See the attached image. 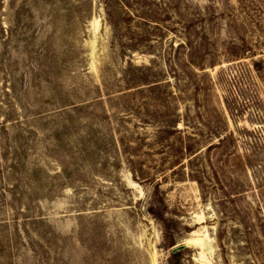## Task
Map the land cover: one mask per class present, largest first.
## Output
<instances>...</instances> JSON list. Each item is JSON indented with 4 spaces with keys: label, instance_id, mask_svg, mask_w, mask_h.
<instances>
[{
    "label": "rangeland",
    "instance_id": "rangeland-1",
    "mask_svg": "<svg viewBox=\"0 0 264 264\" xmlns=\"http://www.w3.org/2000/svg\"><path fill=\"white\" fill-rule=\"evenodd\" d=\"M183 242L264 264V0H0V264Z\"/></svg>",
    "mask_w": 264,
    "mask_h": 264
},
{
    "label": "water",
    "instance_id": "water-1",
    "mask_svg": "<svg viewBox=\"0 0 264 264\" xmlns=\"http://www.w3.org/2000/svg\"><path fill=\"white\" fill-rule=\"evenodd\" d=\"M192 247H200L201 251L202 252H205L207 250V247L206 245L204 244H196V243H186V242H183L181 245H178V246H175L174 248H172L170 250V253L171 254H176V253H179L183 250H186V249H189V248H192Z\"/></svg>",
    "mask_w": 264,
    "mask_h": 264
},
{
    "label": "trees",
    "instance_id": "trees-1",
    "mask_svg": "<svg viewBox=\"0 0 264 264\" xmlns=\"http://www.w3.org/2000/svg\"><path fill=\"white\" fill-rule=\"evenodd\" d=\"M105 4H107V3L105 2ZM106 12H107L108 21H110V23L113 24L112 23V17H113L112 13L109 11V9H107ZM169 243H172V241H169ZM180 259H181V256L179 254L169 255L170 264H180Z\"/></svg>",
    "mask_w": 264,
    "mask_h": 264
}]
</instances>
